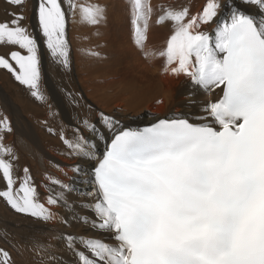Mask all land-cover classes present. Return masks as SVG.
I'll use <instances>...</instances> for the list:
<instances>
[{"label": "snow or ice", "instance_id": "1", "mask_svg": "<svg viewBox=\"0 0 264 264\" xmlns=\"http://www.w3.org/2000/svg\"><path fill=\"white\" fill-rule=\"evenodd\" d=\"M26 2L8 0L21 11L0 20V46L18 45L27 55L0 52V69L43 100L39 46L23 24ZM67 2L66 10L63 0H37L33 9L52 57L65 66L67 12L79 7L82 19L93 25L103 15L99 6ZM222 6L220 0H205L196 14L187 4L161 6L158 23L172 25L166 47L158 52L165 58L164 71L184 74L193 86L216 94L197 122L176 114L149 127L126 129L101 112L112 136L100 157L92 151L91 136L79 126L71 139L61 131L69 155L97 161L88 181L94 183V202L81 205L93 217L81 220L108 233L107 242L87 235L63 237L69 249L82 245L76 252L79 264H264V0H240L223 19ZM150 12L146 0H134L135 42L141 48ZM201 25L215 27L205 31ZM82 124L103 138L87 118ZM0 131H11L6 118H0ZM2 140L0 135V180L5 182L0 198L20 213L58 219V213L40 202L28 168L22 179L14 176L13 163L6 158L13 150ZM49 179L62 189L71 187ZM60 203L68 206L64 191L47 196L48 205ZM0 264H14L3 247Z\"/></svg>", "mask_w": 264, "mask_h": 264}, {"label": "bare ground", "instance_id": "2", "mask_svg": "<svg viewBox=\"0 0 264 264\" xmlns=\"http://www.w3.org/2000/svg\"><path fill=\"white\" fill-rule=\"evenodd\" d=\"M110 1L74 0L77 5L82 3L85 6L101 7L102 19L93 25L78 14L80 22L76 19L77 24H72V31H69L68 36L73 44L72 51L74 50L70 60L71 69L67 70L66 66H62L47 52V62L52 69V75L50 73L49 76L51 80L54 77L53 85L56 88H48L50 93H47L46 87L40 88V78L39 88L43 100L33 97L26 85L3 70V73L9 74V80L16 87L0 89V118H6L11 128V131H0V135L3 136L2 143L13 150V155L6 158L13 163L15 177L22 179L24 169H29L38 189L40 202L59 214L58 219L45 221L16 211L4 198H0V247L11 253L14 264H79L76 252L83 250V247L77 243L75 249H69L63 238L67 234L103 237L107 242V232L95 231L81 220L83 216L93 217V212L81 205L94 202L91 196L94 183L88 181L97 161L69 155V149L61 139V131L71 139L79 126L85 136H91L95 144L92 151L100 157L112 136L101 122V112L119 121V127L130 129H140L160 118H174L176 114L190 122H197L205 114L203 108L206 102L216 95L193 86L190 78L184 74L177 76L165 72V58L158 55L166 47L172 31L170 21L158 23L163 14L161 6L187 4L191 12L196 14L202 9L205 0H146L151 12L148 14L143 48L135 42L134 0H118V3L115 0L118 4L115 11L118 20H130V30L127 29L130 37L117 35V51L112 49L116 45L109 38L107 26ZM220 2L223 5L220 9L222 19L229 15L232 6L240 4V0ZM2 9L0 18L4 13ZM7 10L8 8L4 11ZM248 10L254 11L251 8ZM139 23L143 27V21ZM126 26L124 23L125 29ZM214 27L215 25H201L205 31H211ZM116 28L118 30V26ZM86 43H90L98 52L96 59L90 63V58L83 51ZM5 47L7 46H0V49ZM48 51L50 52L49 49ZM145 52L150 55H145ZM72 80L79 88L74 87ZM85 118L96 125L103 138L83 127L82 121ZM77 165L79 171L74 168ZM49 177L59 179L71 187L62 189L53 185ZM4 186L5 182L0 180V190ZM15 186L18 187L19 184ZM60 191L65 192L68 206L63 203L48 205L47 196ZM62 220L66 223L61 222Z\"/></svg>", "mask_w": 264, "mask_h": 264}, {"label": "rangeland", "instance_id": "3", "mask_svg": "<svg viewBox=\"0 0 264 264\" xmlns=\"http://www.w3.org/2000/svg\"><path fill=\"white\" fill-rule=\"evenodd\" d=\"M117 3L120 2L118 0H116ZM0 3H2V6L0 7V9H2L1 11L4 12L3 14L5 15H1V18L0 20H7L8 17L10 19V15H8L9 13H13V12H19L21 11V9L17 8L16 6L14 5H11L10 3H8V0H0ZM115 2V0H111L110 2H108V4L110 5V9L108 10L109 14H108V19H107V26H108V32H109V38L111 40V42L113 43L114 42V46H112V49L117 51V46H118V36L120 37V35H124L125 37L127 36V38L130 37V20L128 21V18H125V19H120V21L118 20L119 18H117L116 14L117 11L116 10V7H117V4ZM37 4V0H27L26 4L24 5L22 11H23V15L25 16V19L23 20V24L28 28V30L33 33L35 39L37 40V43H38V46H39V57H40V73H42L40 75V78H41V85H40V81H39V85H40V88H45V91L48 93H50V89L48 88H54L55 85H53L55 83V79L54 77L52 78L51 80V75H52V69L51 67H49L47 60V52L50 53L48 51V48H47V44H46V38L43 36L40 28H39V24H38V17L34 14V6ZM117 4V5H116ZM81 5H84L85 4H82ZM107 5V4H106ZM105 5V7H106ZM62 6L67 10L68 9V2L67 0H63V4ZM87 6V5H86ZM115 6V7H114ZM5 7V8H4ZM7 11H4L5 9H7ZM118 8V7H117ZM80 8H78L77 10H75V12L73 13L72 11H68L67 12V16H66V38L68 40V43H69V64L66 66L67 67V70L71 69L72 68V65L70 63V60H72V54H74V50L72 51V46L73 44H71V40L69 39V34L71 33L72 31V24L75 26V24H77L76 19L78 22H80V16L82 15V11L79 10ZM73 14V15H72ZM77 14V15H76ZM80 14V16L78 15ZM8 15V17L6 16ZM74 16V17H73ZM5 17V18H3ZM74 19H73V18ZM72 19V20H71ZM116 20V21H114ZM74 23H73V22ZM123 21V22H122ZM119 22V23H117ZM128 22V23H127ZM70 23V24H69ZM109 23V24H108ZM124 23L127 24L126 26V29L124 28ZM121 24V25H120ZM129 24V25H128ZM71 26V27H70ZM114 26V27H113ZM116 26H118V30H116ZM123 26V27H122ZM129 26V27H128ZM113 30H111V29ZM122 29V30H120ZM128 29V30H127ZM70 31V33H69ZM124 31V32H123ZM114 32V33H113ZM129 32V33H128ZM112 33V34H111ZM128 34V35H127ZM111 35V37H110ZM118 35V36H117ZM129 36V37H128ZM116 39V40H115ZM71 42V43H70ZM117 42V43H116ZM44 43V44H43ZM90 44V43H89ZM89 44H85L84 46H86V48L83 46V51L85 54H87L86 56L90 58L89 62L90 63L91 61H93V59H96L95 57L97 55H94V53L97 52L96 48L95 47H91V45ZM7 48V50H11V51H20L23 55H27V50L26 49H21L18 45H15V46H7L5 47L3 50L0 49L2 51H5ZM24 50V51H23ZM90 50V51H89ZM93 50V51H92ZM89 51V52H87ZM87 52V53H86ZM90 53V54H89ZM98 53V52H97ZM46 54V56H45ZM93 56V57H92ZM44 59V60H43ZM14 63V62H13ZM50 64V63H49ZM61 64V63H60ZM62 66H65L63 64H61ZM51 73V75H50ZM50 75V76H49ZM5 77V78H4ZM50 77V78H49ZM9 74L8 73H3V69H0V89L2 88H16L12 83L11 81L9 80ZM3 79V80H2ZM48 81H47V80ZM73 81V84H74V87L75 88H79L78 86H76V83L74 80ZM54 86V87H53ZM56 88V87H55ZM63 88V87H62Z\"/></svg>", "mask_w": 264, "mask_h": 264}]
</instances>
